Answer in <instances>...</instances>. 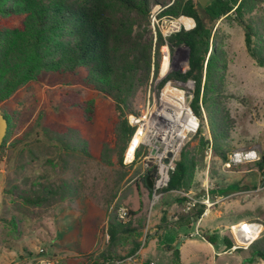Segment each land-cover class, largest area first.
<instances>
[{
    "label": "rangeland",
    "instance_id": "1",
    "mask_svg": "<svg viewBox=\"0 0 264 264\" xmlns=\"http://www.w3.org/2000/svg\"><path fill=\"white\" fill-rule=\"evenodd\" d=\"M198 1L202 6L207 2ZM262 7L264 11V2ZM149 16L147 25L145 21L132 25V32L138 31L142 41L151 37L153 41ZM22 17L0 16V31L20 26ZM215 29L214 43L227 64L221 143L229 154L239 149L260 153L264 144V67L248 55L242 30L230 17L218 20ZM168 50L169 71L184 72L187 47ZM155 51L153 47L152 53ZM158 54L161 66V46ZM156 77L151 67L148 81L130 93L128 106H122L128 111L126 120L129 114H141L152 93L162 87L163 81ZM191 87L194 91V84ZM199 103L200 130L180 154L181 158L185 150L188 158H195V166L183 189L168 188L151 205L141 177L142 161H124L125 150H121L123 142L117 133L118 112L110 96L73 76L39 71L35 79L0 102V112L9 120L0 150V264H88L106 250L125 256L135 243L143 249V258L136 255L124 264H172L175 249H181L184 260L180 264H264L251 247L222 252L228 227L241 221L262 223L259 242L264 248L263 178L254 163L224 167L226 160L213 154L210 142L200 144V139L211 141L212 134L207 108ZM206 183L213 193L237 191L217 203L197 225L202 235L216 236L214 243L189 236L196 223L178 231L171 228L178 219L185 223L183 217L188 216L180 208L181 193L199 192ZM245 190L249 191L241 192ZM117 205L128 209L129 219L121 223L126 226L124 232L109 238L107 225L114 220ZM185 240L187 244L181 248Z\"/></svg>",
    "mask_w": 264,
    "mask_h": 264
},
{
    "label": "trees",
    "instance_id": "2",
    "mask_svg": "<svg viewBox=\"0 0 264 264\" xmlns=\"http://www.w3.org/2000/svg\"><path fill=\"white\" fill-rule=\"evenodd\" d=\"M263 2L210 0L202 6L198 0H0V16H23L20 26L0 31V102L27 81L35 79L39 71L73 76L113 99L119 120L117 133L124 151L134 128L127 123L125 113L128 111H123L122 106H128L134 88L148 81L152 65L156 73L158 49L164 44L160 33L155 42L152 37L142 41L138 31L132 32V25L136 21H145L147 25L152 5L160 4L163 6L160 16L186 15L195 20L193 29H181L167 38L172 51L180 46L188 49L187 69L184 72L171 71L167 79L193 81L189 108L199 117V101L206 106L212 134L211 141L200 139V144L211 143L213 154L224 161L229 152L221 143L225 130L221 99L226 97L224 78L227 64L222 57L223 52L214 43L215 24L230 17L242 30L248 55L257 65L264 67ZM153 47L156 48L154 53ZM82 104L87 105L85 102ZM3 116L8 129L9 120L5 114ZM7 134L6 130L0 150ZM185 153L184 150L181 158L179 155L166 189H183L186 185L188 172L195 166V158H188ZM254 165L259 174L264 172V144ZM146 176L151 179L152 173L147 172L142 178L145 184ZM201 211L188 212V216L183 217L185 223L178 219L171 227L189 225ZM121 223L114 214V220L107 225L109 238L126 230ZM227 236L223 240L229 248L233 240L228 233ZM199 237L210 243L216 240L214 236L205 234ZM249 247L254 256L264 261V248L259 238ZM138 249L139 243L133 244L125 256L114 255L110 250L102 251L88 264H124L128 257L137 255ZM172 257V264L180 262L178 249L174 250Z\"/></svg>",
    "mask_w": 264,
    "mask_h": 264
},
{
    "label": "built area",
    "instance_id": "3",
    "mask_svg": "<svg viewBox=\"0 0 264 264\" xmlns=\"http://www.w3.org/2000/svg\"><path fill=\"white\" fill-rule=\"evenodd\" d=\"M163 9L161 5H153L150 9V25L153 31V41L155 42L157 34L160 33L164 44L162 47V56H167V70L160 73V66L156 70V80L163 81V85L152 93L145 109L141 114L127 115V121L134 128L127 147L124 151V161L128 164L134 161H142L143 170L141 176L144 177L147 172L152 173V185L150 188L151 205L158 202L165 189L169 185L170 175L174 171L176 162L179 159L180 152L186 143L197 133L200 128L199 117L189 108L193 97L191 84L193 81L188 79L185 86L179 80H166L170 67V47L167 44V38L183 29L191 30L195 27V20L191 16L179 15L176 17L160 16ZM161 62V61H160ZM153 67V66H152ZM171 69V67H170ZM168 85L175 89H165ZM202 109V106H200ZM133 143V150L128 156V150ZM260 158V153L256 149H239L232 151L223 163L224 167H230L245 163H254ZM262 187H264V172L262 173ZM260 187V188H262ZM258 188V189H260ZM249 190L241 191L248 192ZM237 191L226 194H217L212 192V187L205 184L199 192H182L183 196L182 211L192 212L195 209H201L199 217L195 220L196 229L189 236H200L201 232L197 225L202 217L208 215L220 201L236 195ZM116 219L120 222H126L129 219L128 209L123 205H117L115 209ZM263 225L261 222L241 221L238 224H232L228 227V234L233 240L231 247L224 250L225 253H231L237 249H247L262 233ZM134 257H128L132 260ZM155 264V263H150Z\"/></svg>",
    "mask_w": 264,
    "mask_h": 264
},
{
    "label": "crops",
    "instance_id": "4",
    "mask_svg": "<svg viewBox=\"0 0 264 264\" xmlns=\"http://www.w3.org/2000/svg\"><path fill=\"white\" fill-rule=\"evenodd\" d=\"M200 2V1H199ZM210 2V0H207V2L205 1L203 4L204 5H207L208 3ZM142 177V176H141ZM143 178V177H142ZM147 186V185H146ZM148 188V187H147ZM148 193H149V196H150V190H149V188H148ZM215 193V192H214ZM227 193V192H226ZM225 193V194H226ZM182 202H183V199H182ZM182 202H181V210H182ZM196 210V209H195ZM194 211V210H193ZM192 211V212H193ZM183 212V211H182ZM184 214H187L188 212H183ZM193 223H195V221L194 222H192V223H190L191 225L193 224ZM184 227H186L185 225L184 226H179L178 228H173V227H171L172 229H175V230H180L181 228H184ZM205 234V233H204ZM190 235V234H189ZM216 237V236H215ZM224 237V236H223ZM203 239V238H202ZM205 240V239H204ZM224 241V240H223ZM185 244H187V240H185L183 243H182V245H181V248H183L184 246H185ZM225 244V243H224ZM225 248H226V246H225ZM225 250V249H224ZM224 250L222 251L223 253H225L224 252ZM232 253V252H231ZM231 253H227V254H231ZM217 254H219V252H217V253H215V255L217 256ZM137 255H140V257L141 258H143V249H139L138 250V253H137ZM179 257H180V262H183V257H182V254H181V249L179 250ZM149 259H151V260H154V258H149ZM155 261V260H154Z\"/></svg>",
    "mask_w": 264,
    "mask_h": 264
},
{
    "label": "water",
    "instance_id": "5",
    "mask_svg": "<svg viewBox=\"0 0 264 264\" xmlns=\"http://www.w3.org/2000/svg\"><path fill=\"white\" fill-rule=\"evenodd\" d=\"M6 130H7V120L3 116V114L0 112V145H1L3 138L6 134ZM146 185L149 189L151 188L152 180L150 179L149 176H146ZM178 264H180V263H178Z\"/></svg>",
    "mask_w": 264,
    "mask_h": 264
},
{
    "label": "bare ground",
    "instance_id": "6",
    "mask_svg": "<svg viewBox=\"0 0 264 264\" xmlns=\"http://www.w3.org/2000/svg\"><path fill=\"white\" fill-rule=\"evenodd\" d=\"M167 64H168V59H167V56L165 54V56H163V59L161 62L160 73H164L167 70ZM165 89H175V88H172L170 85H168ZM132 150H133V143L130 145V148L128 150V156H130V153Z\"/></svg>",
    "mask_w": 264,
    "mask_h": 264
}]
</instances>
